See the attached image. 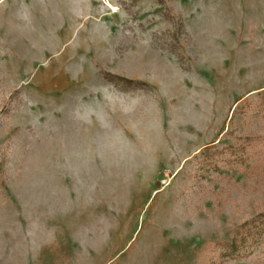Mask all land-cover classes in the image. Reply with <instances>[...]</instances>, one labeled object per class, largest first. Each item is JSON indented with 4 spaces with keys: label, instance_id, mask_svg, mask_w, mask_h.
I'll use <instances>...</instances> for the list:
<instances>
[{
    "label": "rangeland",
    "instance_id": "374dc122",
    "mask_svg": "<svg viewBox=\"0 0 264 264\" xmlns=\"http://www.w3.org/2000/svg\"><path fill=\"white\" fill-rule=\"evenodd\" d=\"M263 91L264 0H0V264H264Z\"/></svg>",
    "mask_w": 264,
    "mask_h": 264
},
{
    "label": "trees",
    "instance_id": "16d2710c",
    "mask_svg": "<svg viewBox=\"0 0 264 264\" xmlns=\"http://www.w3.org/2000/svg\"><path fill=\"white\" fill-rule=\"evenodd\" d=\"M257 95L258 99L255 102L248 101L247 99H241L239 101L240 103L238 102L239 104L236 106V109H238L240 105H243L242 108L245 107L249 112H256V114L264 116V91L257 93ZM235 112L236 111L233 112L232 118ZM228 133L229 132L226 134ZM246 141L248 142L247 146H251L254 145L257 139L249 137L246 138ZM214 143L215 142H213V144ZM214 146L215 145H209L200 152L205 156V159H210L212 156L220 157L228 154L232 157H235V160L236 158L237 160H240V152H242L243 155H246V148L242 146L235 147L234 145H229L225 152H217L215 150L212 151L211 148ZM230 162L232 161L230 160ZM258 245H264V212L258 214V216L253 218L249 223L243 224L229 241L218 244L221 263L235 260L240 257L244 249L253 248Z\"/></svg>",
    "mask_w": 264,
    "mask_h": 264
}]
</instances>
